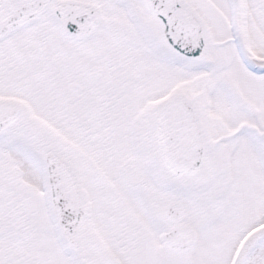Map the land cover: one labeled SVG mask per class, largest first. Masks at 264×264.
Returning a JSON list of instances; mask_svg holds the SVG:
<instances>
[{"label": "snow or ice", "instance_id": "snow-or-ice-1", "mask_svg": "<svg viewBox=\"0 0 264 264\" xmlns=\"http://www.w3.org/2000/svg\"><path fill=\"white\" fill-rule=\"evenodd\" d=\"M0 264H264V0H0Z\"/></svg>", "mask_w": 264, "mask_h": 264}]
</instances>
